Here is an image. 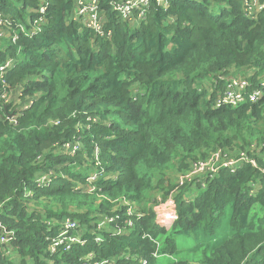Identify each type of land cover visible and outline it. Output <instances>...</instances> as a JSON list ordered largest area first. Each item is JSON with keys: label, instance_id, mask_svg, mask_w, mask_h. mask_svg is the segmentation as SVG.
I'll return each mask as SVG.
<instances>
[{"label": "trees", "instance_id": "16d2710c", "mask_svg": "<svg viewBox=\"0 0 264 264\" xmlns=\"http://www.w3.org/2000/svg\"><path fill=\"white\" fill-rule=\"evenodd\" d=\"M40 1L0 0V13L26 28ZM74 1L48 0L40 32L0 45V62L15 59L5 81L32 99L16 123L0 107V221L13 232L0 264H80L87 254L104 264H264V87L256 101L214 105L227 72L249 78L248 90L264 79V8L247 17L242 0H149L137 19L98 0L96 32L72 17ZM218 148L255 165L175 188ZM41 174L51 183L38 184ZM171 189L166 227L147 203ZM104 217L113 219L94 241ZM65 218L86 242L51 254Z\"/></svg>", "mask_w": 264, "mask_h": 264}, {"label": "built area", "instance_id": "2783aa9c", "mask_svg": "<svg viewBox=\"0 0 264 264\" xmlns=\"http://www.w3.org/2000/svg\"><path fill=\"white\" fill-rule=\"evenodd\" d=\"M48 0H41L36 8L37 14L30 21L29 26L24 28L22 25L15 29L11 24L9 17H5L0 13V45L4 42L14 43L19 37V33L31 37L41 31L40 22L45 21V10ZM149 0H117L111 2V7L114 11L119 13L122 17H130L132 13H137V19H143ZM264 8V0H242V9L247 17H252L256 9ZM72 17L80 20L85 26L90 27L96 32H101L102 15L98 0H75ZM3 27L6 29L1 30ZM3 49V46H0ZM15 66V59L12 57L6 58L0 62V107L3 108L7 120L10 123H16L18 116L22 110L28 108L32 99L29 98L25 102L22 101L21 87H10L5 81V75ZM224 80L222 91L218 92L214 105L215 107L230 105L235 106L246 101H256L261 93V88L264 87V79L259 83L260 86L248 90L251 86L250 80L247 77L240 75L221 76ZM6 107V109H5ZM50 123V122H49ZM77 148L76 144L72 145V152ZM244 163L255 165V160L249 157L244 151H236L230 154L220 148L212 151L204 160H199L191 163L189 169L184 173L178 174L176 178V187L187 183H201L204 184L206 179H211L221 169H228L230 171L236 170ZM92 174L89 181L94 179ZM38 184H49L52 179L50 174H41L36 177ZM174 190L171 189L167 196L160 199L159 202L153 206V212L156 222L164 226H169L176 218V203L174 200ZM127 205L126 201L121 202ZM128 213H134L136 210L127 209ZM1 213V207H0ZM111 217H104L97 221L90 231L94 241H100L101 237L98 232H101L112 221ZM84 232L83 225L78 220L65 218L60 223L59 232L54 236H50L48 249L49 252L56 253L58 250H70L74 244H84L85 239L82 238ZM119 232V231H118ZM13 232L6 229L0 221V244L8 247L7 253H10V240ZM91 255L85 256V261L80 264H104L108 260L101 262H91ZM136 264H145V260L141 259Z\"/></svg>", "mask_w": 264, "mask_h": 264}, {"label": "rangeland", "instance_id": "374dc122", "mask_svg": "<svg viewBox=\"0 0 264 264\" xmlns=\"http://www.w3.org/2000/svg\"><path fill=\"white\" fill-rule=\"evenodd\" d=\"M215 9V8H214ZM6 28L5 27H3L1 30H5ZM241 151L240 149H235V150H233V152H235V151ZM173 181V180H172ZM156 193V192H155ZM197 192H194V193H192L190 196H189V198H192L195 194H196ZM190 194V193H189ZM188 195V194H187ZM163 198V196H162V194H160V193H157V194H155L149 201H148V203H147V205H149V206H151V205H153V206H155L158 202H159V200L160 199H162Z\"/></svg>", "mask_w": 264, "mask_h": 264}, {"label": "crops", "instance_id": "0c3cea01", "mask_svg": "<svg viewBox=\"0 0 264 264\" xmlns=\"http://www.w3.org/2000/svg\"><path fill=\"white\" fill-rule=\"evenodd\" d=\"M251 74V69L246 72V75ZM264 74V73H263ZM232 75V73L227 72L226 76ZM241 76V75H240ZM264 76V75H263ZM223 80V79H222Z\"/></svg>", "mask_w": 264, "mask_h": 264}, {"label": "water", "instance_id": "95a60500", "mask_svg": "<svg viewBox=\"0 0 264 264\" xmlns=\"http://www.w3.org/2000/svg\"><path fill=\"white\" fill-rule=\"evenodd\" d=\"M5 109H6V107H5Z\"/></svg>", "mask_w": 264, "mask_h": 264}]
</instances>
